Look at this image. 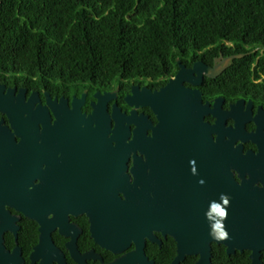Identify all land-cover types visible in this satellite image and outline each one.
I'll return each mask as SVG.
<instances>
[{
  "label": "flooded vegetation",
  "instance_id": "1",
  "mask_svg": "<svg viewBox=\"0 0 264 264\" xmlns=\"http://www.w3.org/2000/svg\"><path fill=\"white\" fill-rule=\"evenodd\" d=\"M228 45L225 42L220 48L175 58L163 75L120 78L108 90L92 94L84 86L76 91L62 90L54 84H28L18 76L0 74L3 94L14 88L15 98L25 89V102L36 94L30 114H23L30 123L13 127L6 113L0 112V264H5L3 254L15 248L21 264H110L134 248L132 245L121 254L100 248L91 237L87 217L69 211L78 206L82 184L90 173L93 177L99 173L97 159L89 151L101 133L95 123L88 131L74 126L59 130L47 96L50 102L64 100L71 109L73 100L78 103L84 95L78 108L88 116L96 102L94 94L109 93L114 97L107 103L108 113L115 106L126 116L132 110L136 117L141 116L145 140L141 150L128 155L127 173L133 183L131 169L140 167L148 199L165 209L190 210L197 200L199 206L206 204L210 185L207 166L227 161L230 153L235 158L246 154L254 157L251 182L264 189V81H229L231 76L224 73L235 55L224 54ZM135 87L142 91L138 106L126 100ZM38 111L45 112L48 122L39 121ZM114 125L112 121L110 130ZM134 128L131 124L130 131ZM201 167L203 171H199ZM231 172L238 183L250 178L235 168ZM20 175L30 179L31 218L5 198L8 187H13ZM154 234L160 245L147 242L146 247L150 244L161 249L169 244L170 237Z\"/></svg>",
  "mask_w": 264,
  "mask_h": 264
},
{
  "label": "trees",
  "instance_id": "2",
  "mask_svg": "<svg viewBox=\"0 0 264 264\" xmlns=\"http://www.w3.org/2000/svg\"><path fill=\"white\" fill-rule=\"evenodd\" d=\"M225 42V55L241 56L229 81H264V0H0V74L28 84L92 94L120 78L163 75L175 58ZM174 243L148 244L146 255L170 264ZM249 254L212 244V264H249Z\"/></svg>",
  "mask_w": 264,
  "mask_h": 264
},
{
  "label": "water",
  "instance_id": "3",
  "mask_svg": "<svg viewBox=\"0 0 264 264\" xmlns=\"http://www.w3.org/2000/svg\"><path fill=\"white\" fill-rule=\"evenodd\" d=\"M239 57L241 56L235 55L230 59ZM4 89V86H0V112L6 113L13 127L30 123L29 117L24 118L23 114H30L28 110L32 107L36 94L32 93L25 102V89H20L15 98L12 97L14 88L3 94ZM136 89L133 88L132 96L126 100L130 105L138 106L141 103L142 91ZM113 97V94L96 92V102L91 104L92 112L85 116L78 108V103L82 104L84 101V95L78 103L73 100L71 109L64 100L61 99L59 103L50 102L47 96V104L55 114L54 124L59 130L64 131L74 126L78 131H88V127L95 123L101 133L99 142L95 143L94 149L91 146L89 151V155L97 159L99 173L95 177L93 172L90 173L89 178L82 184L83 191L79 194L78 206L69 211L87 217L91 237L100 248L112 254H121L134 246L133 250L110 264H155L145 254L147 242L160 245L155 232L163 237H170L175 242L176 255L170 264H181L188 256L198 257L194 264H212V244L224 246L228 256L237 251H248L249 264H262L264 189L255 187L251 182L255 175L252 169L254 157L246 154L235 158L230 153L227 161L208 165L210 185L207 188L206 204L199 206L200 201L197 200L190 210L165 209L158 201L148 199L146 178L140 167L136 171L134 167L131 169L134 180L130 183L126 160L131 152L135 154L136 149L141 150L146 133L143 130L144 119L141 116L136 117L134 110L126 116L115 106L112 113H108L107 103ZM13 100H16V103ZM38 112L39 121L48 122L45 112ZM112 121L115 125L110 130ZM131 124L135 126L132 131ZM82 126L84 128H81ZM110 132L111 135L108 136ZM85 147L86 145L83 146ZM231 168L248 174L250 178L238 183L232 176ZM203 170V167L199 169ZM19 177L13 187H8L10 191L5 192V198L12 201L22 214L31 218L33 207L32 193L28 189L30 179L24 175ZM222 193L230 200L227 219L224 221L229 239L216 241L209 236V223L205 212L209 209L211 201L219 202ZM3 258L5 264L22 263V259H18L16 248L12 253L5 252Z\"/></svg>",
  "mask_w": 264,
  "mask_h": 264
},
{
  "label": "clouds",
  "instance_id": "4",
  "mask_svg": "<svg viewBox=\"0 0 264 264\" xmlns=\"http://www.w3.org/2000/svg\"><path fill=\"white\" fill-rule=\"evenodd\" d=\"M229 204L228 196L222 193L219 202L211 201L209 209L205 212V218L209 223V236L216 241L229 239V234L224 224L227 219V207Z\"/></svg>",
  "mask_w": 264,
  "mask_h": 264
}]
</instances>
